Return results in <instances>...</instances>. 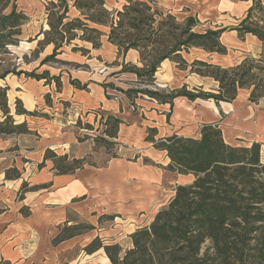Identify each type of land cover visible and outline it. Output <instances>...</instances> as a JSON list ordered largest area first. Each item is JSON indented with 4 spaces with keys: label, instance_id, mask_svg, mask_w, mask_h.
Here are the masks:
<instances>
[{
    "label": "crops",
    "instance_id": "0c3cea01",
    "mask_svg": "<svg viewBox=\"0 0 264 264\" xmlns=\"http://www.w3.org/2000/svg\"><path fill=\"white\" fill-rule=\"evenodd\" d=\"M105 1L111 11L112 7L124 6L126 0ZM132 1L153 3L183 22L192 17L198 22L197 32L227 28L221 36L227 55L192 48L184 53L190 63L198 59L231 67L264 50V43L256 36L241 37L238 31L232 30L246 18L253 0ZM262 2L264 4V0ZM46 6L40 0H14L5 17L14 10L18 13L28 8L44 11L45 20L33 35V43H39L44 39V35L39 34L49 30ZM69 16L79 17L80 12L71 7ZM97 28H106L108 31H102L109 32L108 27ZM26 33L24 24L21 34ZM75 48L87 52L75 51ZM45 49L46 54L33 70L43 79L9 74L5 80H0V86L10 88L8 103L16 124L26 122L30 131L0 138V264H79L81 258L76 252L85 253V247L94 239L100 238L105 244L121 241L125 231H118L120 223L103 228L100 224L103 216L136 223L132 224L134 229L130 235L148 226L160 207L154 210L148 225H137V222L160 203L159 194L169 187L171 200L178 186L194 181L193 175H180L168 169L171 161L167 152L147 141L151 129L156 130L157 141L174 135L199 138L204 125L216 124L229 145L249 146L259 142L264 148V98L259 104H253L248 90H241L232 103L193 102L182 97L161 103L141 94L131 99L126 91L138 88L135 75L121 71L128 64L143 67L138 51L119 56L118 48L106 35L99 49L77 39L64 46L55 61L43 64V60L53 54L54 46H45ZM54 62L61 66L52 64ZM162 70L164 74L159 77ZM127 76H131L130 82L122 86L120 82ZM55 79L59 80L60 87ZM210 79L193 74L190 69L181 70L176 63L166 60L156 73V85L152 89L169 92L192 83H196L192 84L193 88L204 89ZM47 96L50 97L48 102ZM17 100L26 111L37 112V116L17 115ZM108 116L122 121L115 139L117 157L109 158L104 166H84L66 175L57 174L52 161L39 168L47 150L59 156L68 155L71 160H85L92 155L95 139L107 138L104 123ZM102 117L105 119L101 124ZM79 123L92 128H80ZM81 132L87 133L84 136L88 138L80 139ZM25 184L27 189L22 193ZM83 222L94 229L54 244L66 224ZM100 252L104 250L88 258ZM103 262L110 263V260L106 256Z\"/></svg>",
    "mask_w": 264,
    "mask_h": 264
},
{
    "label": "trees",
    "instance_id": "16d2710c",
    "mask_svg": "<svg viewBox=\"0 0 264 264\" xmlns=\"http://www.w3.org/2000/svg\"><path fill=\"white\" fill-rule=\"evenodd\" d=\"M71 7L80 16H69ZM49 30L40 46H54L51 56L43 64L53 62L64 46L75 40L91 43L94 49L102 46L103 36L118 48L119 56H126L131 50L140 54L143 67L125 65L121 73L135 75L138 88L126 91L131 98L139 94L161 103H171L182 97L190 101L214 100L232 103L241 90L250 91L249 101L259 104L264 98V50L257 56H247L240 63L223 67L204 60L189 62L184 53L199 48L210 54L227 55L221 36L227 28L195 31L196 19L190 17L180 22L171 14H164L153 4L127 0L122 10L110 11L105 0H51L46 6ZM10 32L0 37V47H6L5 38L17 37L21 27L29 21L24 13L14 10L5 17ZM97 26L108 27L106 34ZM241 37L256 36L264 43V4L253 0L245 19L232 28ZM10 34V35H9ZM86 53L87 50L75 48ZM170 60L181 70H188L200 77L211 78L217 84L215 92L203 88L181 89L169 92L156 91V73L162 63ZM9 74L43 79L34 72L10 71L0 73V80ZM60 87V82L55 79ZM49 80H47L48 82ZM9 86H0V138L30 133L26 122L16 124L8 103ZM50 97L47 96V102ZM16 114L37 116L28 112L20 100L16 101ZM105 118L102 117L101 124ZM120 119L108 116L104 136L97 137V143L107 147L116 145L115 139ZM80 124V123H79ZM91 130L88 125L85 129ZM156 130L151 129L147 141L156 149L167 152L170 159L168 169L180 175H193L189 185L175 189L174 197L154 216L152 222L138 228L131 235V247L124 250L118 242L105 244L94 239L84 252L92 255L104 250L111 264H264V154L262 144L254 142L249 146H232L226 143L218 125H204L199 138L172 137L155 140ZM117 157V156H113ZM47 161L54 163L59 175L72 174L81 169L84 160L70 159L47 150L39 168ZM19 177V175H15ZM27 189L22 187V193ZM23 196V195H22ZM114 220L113 217L103 216ZM94 227L87 223L72 226L68 224L53 241L59 244L81 236Z\"/></svg>",
    "mask_w": 264,
    "mask_h": 264
},
{
    "label": "rangeland",
    "instance_id": "374dc122",
    "mask_svg": "<svg viewBox=\"0 0 264 264\" xmlns=\"http://www.w3.org/2000/svg\"><path fill=\"white\" fill-rule=\"evenodd\" d=\"M42 4H45L48 2L47 0H40ZM14 2V0H0V37L3 35H7L10 30L7 29L6 27V21H5V15L10 13L11 10V5ZM127 4V0L124 2V5ZM153 4V3H152ZM153 6L158 9L159 11L163 12L164 14H167L165 11H163L161 8L153 4ZM123 6L117 7V8H110L111 11L114 10H122ZM24 13L27 14L29 17L28 23L26 25L27 33L24 35H19L17 37H9L5 38V41L7 43H11L7 45L6 47H0V73H3L6 70H23L28 73H32L33 70L40 64L42 58L46 54V49L45 46H40L38 42H34L33 35L36 31H38V28L41 24V22H44L45 20V12L42 10H33L32 9H27ZM180 22H183L179 20ZM101 30L103 31H108L106 28H102ZM10 35V34H9ZM1 40V39H0ZM52 64H58V66H61L60 63H52ZM159 77L164 74L163 70L160 71ZM130 77H123L122 81L120 82L122 86H125V84H129L130 82ZM171 80V78H170ZM193 85H196V83H192ZM192 84L189 85V89H193ZM215 87H217V84L214 83L213 79L208 80V83L205 85L204 89L206 91H215ZM0 121H3V116L2 113L0 112ZM88 125L80 124V128H86ZM96 127H99L96 124ZM89 130V128H88ZM87 133L81 132L79 135V138L82 139H87L88 136ZM99 136V135H98ZM83 140V139H82ZM96 143V147L93 151L92 155H89L88 157L85 158V160L82 163V166H104L107 163V160L113 156H117L118 148L116 145L107 147L106 145L102 143ZM263 154H264V148L262 146ZM172 196V192L169 190V187L166 188L164 193L159 194V200H160V206L159 204L154 205L153 207L150 208L149 212L142 216L140 222H137V225L139 224H149L150 219L153 218L154 216V210L158 207H163L164 204H167L168 201H170V198ZM163 204V205H161ZM120 223L121 227H118V231H125L124 234L122 235V239L120 242H118L123 249L126 251L130 248L131 246V238H130V232L134 229L132 227V224H136L133 222H128V221H122V220H114L111 221L109 219H104L101 221V227H109L114 225V223ZM80 251L76 252V254L79 256L80 255V261L79 264H110V263H105L103 262L104 259L106 258L104 252H100L93 256L92 258H88L87 253H79ZM103 262V263H102Z\"/></svg>",
    "mask_w": 264,
    "mask_h": 264
}]
</instances>
